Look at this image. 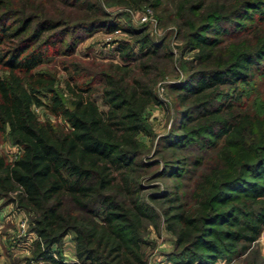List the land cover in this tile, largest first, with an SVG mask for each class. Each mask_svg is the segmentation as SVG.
<instances>
[{"label":"trees","instance_id":"1","mask_svg":"<svg viewBox=\"0 0 264 264\" xmlns=\"http://www.w3.org/2000/svg\"><path fill=\"white\" fill-rule=\"evenodd\" d=\"M115 2L151 9L172 28L161 40L139 28L138 50L120 42L115 63L60 60V80L43 67L49 50L71 57L82 33L119 23L87 0L58 18L45 0H0V136L20 147L13 161L0 153V198L29 216L38 237L26 262L147 264L148 228L162 223L172 264H264V0ZM172 33L180 52L194 53L179 60L184 80L166 85L174 116L157 142L160 162H148L139 135L161 105ZM154 178L172 181L159 189L148 185ZM68 234L70 262L51 250Z\"/></svg>","mask_w":264,"mask_h":264},{"label":"rangeland","instance_id":"2","mask_svg":"<svg viewBox=\"0 0 264 264\" xmlns=\"http://www.w3.org/2000/svg\"><path fill=\"white\" fill-rule=\"evenodd\" d=\"M47 9L51 12V16L58 18V13L61 11L77 12L79 8L84 6L86 0H80L75 3L76 0H68V4L61 5L59 0H45ZM95 2L106 15L107 18H112L119 23L117 30L112 32H105L104 30H95L91 33L83 34L84 39L75 48L74 54L71 57L49 55L44 63V68H56L60 80L65 75L64 70L59 66L60 60L76 59L78 62L87 64L91 61L100 64H106L109 62H118L119 57L117 49L119 43L122 41L129 42L137 51V43L133 33L141 27L146 28V33L154 40H161L165 31L159 26L156 19V15L151 9L145 8L138 11L130 10L118 3L115 0H87ZM84 2V3H83ZM16 11V9H12ZM67 12V13H68ZM256 16V14H254ZM104 17V16H103ZM146 17L145 21L142 18ZM74 21L73 18L69 19ZM74 23V22H73ZM117 31V32H116ZM68 35L65 41L70 39ZM167 48L173 53L172 68H168L163 74L160 82L157 84V95L161 101V105H154L148 109L146 114V124L149 129V134L139 135V140L146 150L144 159L148 162L159 161L160 158L156 155L158 149V140L165 135L171 127V123L174 116V104L173 95L166 85L177 84L184 80L185 73L180 67L179 60L190 59L193 55V51L184 50L180 52V41L175 38L172 33L166 40ZM162 50L160 51V53ZM60 87H63L60 84ZM64 92V91H63ZM61 93V92H60ZM63 97L66 98L65 93ZM34 111L40 119H51L52 116L45 112L41 107H35ZM0 153H2L8 161H13L20 153V147L11 142L10 138L5 134L0 136ZM160 166L154 165V174L159 171ZM153 174V175H154ZM172 180L154 178L148 182L150 186H158L161 189ZM25 223V233L22 231L21 224ZM29 216L22 210L15 206L14 203L9 200L0 198V264H29L24 261L25 257L31 256V250L33 249L34 242L37 240V235L29 230ZM29 239L28 245H22V243ZM147 245L144 247L147 252V264H172L168 254L172 249V236L168 233L163 224L160 223L157 230L153 227L148 228L146 235ZM259 248L262 256L264 257V240L259 239ZM52 252L57 255V258H61L63 261H75L73 255L74 242L73 235H66L59 244L52 246ZM31 264V263H30ZM216 264H223V262H217ZM232 264H241V261H235Z\"/></svg>","mask_w":264,"mask_h":264},{"label":"built area","instance_id":"3","mask_svg":"<svg viewBox=\"0 0 264 264\" xmlns=\"http://www.w3.org/2000/svg\"><path fill=\"white\" fill-rule=\"evenodd\" d=\"M146 20V17H144V18H142V21H145ZM117 32V31H116ZM21 228H22V231L24 232V235L26 236V233H25V223H22L21 224ZM27 241H29V239H27V240H25L23 243H22V245L23 246H25V248L27 247V245H28V242ZM53 257H55L56 258V255L53 253Z\"/></svg>","mask_w":264,"mask_h":264},{"label":"crops","instance_id":"4","mask_svg":"<svg viewBox=\"0 0 264 264\" xmlns=\"http://www.w3.org/2000/svg\"><path fill=\"white\" fill-rule=\"evenodd\" d=\"M26 258V257H25ZM24 261H26V259H24ZM27 263V262H26ZM31 264H51L47 261H37V262H31Z\"/></svg>","mask_w":264,"mask_h":264}]
</instances>
